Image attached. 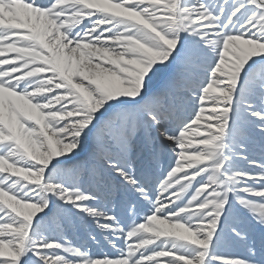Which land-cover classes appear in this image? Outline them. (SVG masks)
<instances>
[{
  "label": "snow or ice",
  "instance_id": "snow-or-ice-1",
  "mask_svg": "<svg viewBox=\"0 0 264 264\" xmlns=\"http://www.w3.org/2000/svg\"><path fill=\"white\" fill-rule=\"evenodd\" d=\"M0 264H264V0H0Z\"/></svg>",
  "mask_w": 264,
  "mask_h": 264
}]
</instances>
